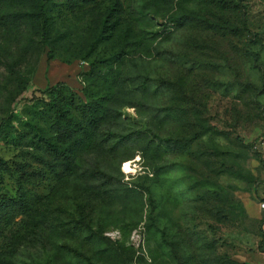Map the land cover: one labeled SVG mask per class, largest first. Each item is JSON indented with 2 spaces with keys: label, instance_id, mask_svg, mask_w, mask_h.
Listing matches in <instances>:
<instances>
[{
  "label": "rangeland",
  "instance_id": "obj_1",
  "mask_svg": "<svg viewBox=\"0 0 264 264\" xmlns=\"http://www.w3.org/2000/svg\"><path fill=\"white\" fill-rule=\"evenodd\" d=\"M118 1L53 0L57 41L37 65L29 28L0 24V119L18 120L0 134V264H264V0ZM105 18L131 28V93L87 120L69 170L49 167L30 125L76 116V97L37 80L58 72L86 101L89 64L71 55ZM19 195L27 211L6 213Z\"/></svg>",
  "mask_w": 264,
  "mask_h": 264
},
{
  "label": "trees",
  "instance_id": "obj_2",
  "mask_svg": "<svg viewBox=\"0 0 264 264\" xmlns=\"http://www.w3.org/2000/svg\"><path fill=\"white\" fill-rule=\"evenodd\" d=\"M53 0H0V9L8 8V10L0 13V24L7 28L10 34L20 36L24 32V27H28L32 37L35 38L37 48V57L34 65L40 60V55L46 46L52 50L57 39L52 37L54 32V17L51 11V3ZM116 2H119L116 0ZM118 14H122L121 7L117 9ZM104 15L111 16L109 8L104 7ZM106 18L99 20L97 23H91L87 29L92 30L91 39L84 45L79 46L77 55H71L74 59L86 61L89 68L83 69L79 74L82 76V82L87 83L83 95L86 101L75 93L69 91L64 81H56L52 84L47 82L44 91H53L59 89L61 101L72 103L76 97L75 114L63 112L59 113V109L55 110L53 121L49 123V130H44L39 125H30L35 127V134L38 144L44 149L52 159L47 162L49 167H61L69 170L72 166L71 153L82 147L90 146L94 130L89 126L87 120L92 125L100 126L101 120L104 119L105 110L110 109L117 103L119 94L128 95L131 93L132 79L128 71L124 72L120 69L121 65L126 61V49L128 47V36L131 28H127L124 32H117L114 28L111 32L106 33ZM107 34V35H105ZM103 46L104 53L97 52L98 47ZM70 56V55H69ZM50 58V57H49ZM69 63V62H68ZM67 65H70L68 64ZM86 70V71H85ZM48 81V79L45 77ZM38 81V80H37ZM105 89L103 95L100 91ZM103 92V91H102ZM107 107V108H105ZM13 115L11 111L7 112L0 119V134L9 136L14 128L12 121ZM18 121V120H16ZM19 124L23 123L19 120ZM121 140L130 137L129 134H119ZM108 140V139H107ZM264 200V199H262ZM261 200V201H262ZM4 201H0V208ZM7 205L6 213L18 215L26 212L24 200L21 195L18 198H11L5 202ZM1 212V209H0Z\"/></svg>",
  "mask_w": 264,
  "mask_h": 264
},
{
  "label": "crops",
  "instance_id": "obj_3",
  "mask_svg": "<svg viewBox=\"0 0 264 264\" xmlns=\"http://www.w3.org/2000/svg\"><path fill=\"white\" fill-rule=\"evenodd\" d=\"M59 66V65H58ZM61 71H67L68 69V66H67V64H63V65H60L59 67H58ZM62 69H64V70H62ZM60 70H58L59 72H61ZM57 74H59L58 72H54L51 76L49 75V77H48V81L45 79V78H43V77H41V76H39V78H38V84L40 85V86H45L46 84H47V82H49L50 84H52V83H54V82H56L55 81V77H56V75Z\"/></svg>",
  "mask_w": 264,
  "mask_h": 264
},
{
  "label": "built area",
  "instance_id": "obj_4",
  "mask_svg": "<svg viewBox=\"0 0 264 264\" xmlns=\"http://www.w3.org/2000/svg\"><path fill=\"white\" fill-rule=\"evenodd\" d=\"M259 207L261 209H264V200H262V201L259 202Z\"/></svg>",
  "mask_w": 264,
  "mask_h": 264
}]
</instances>
